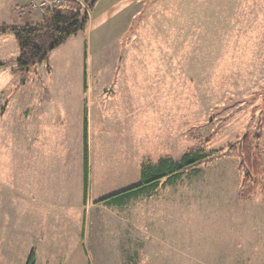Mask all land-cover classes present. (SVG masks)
<instances>
[{"label":"rangeland","instance_id":"374dc122","mask_svg":"<svg viewBox=\"0 0 264 264\" xmlns=\"http://www.w3.org/2000/svg\"><path fill=\"white\" fill-rule=\"evenodd\" d=\"M90 12L92 22L110 14L108 24L88 26L25 72L15 71L13 36L0 35V264H26L32 249L36 264L70 261L57 256L65 243L43 232L58 219L33 225L17 192L18 161L39 150L33 139L20 145L29 133L20 118L42 90L57 96L58 160L79 154V106L87 115L88 198L70 226L76 264H264V0H98ZM2 24L26 21L3 9ZM257 135L262 173L246 185L240 158L226 152ZM186 153L213 158L121 208L100 203L137 186L143 167Z\"/></svg>","mask_w":264,"mask_h":264},{"label":"crops","instance_id":"0c3cea01","mask_svg":"<svg viewBox=\"0 0 264 264\" xmlns=\"http://www.w3.org/2000/svg\"><path fill=\"white\" fill-rule=\"evenodd\" d=\"M1 1L3 2V5L0 7V10L4 9L5 13H9L10 15L13 14L17 18L26 21L25 25H32L34 23L37 24L36 19L38 15L33 14L30 11V9L26 7L24 0H1ZM88 14H89L88 15L89 20L85 27V30L87 29L88 26H91V28H95V27L101 28L107 25L110 19V14H105L100 18H98L96 21L92 22L90 16L91 12H88ZM82 92L84 93L83 88H82ZM52 94L53 93L50 91L42 90L40 92L39 98L40 99L48 98L49 101H45L44 104H42V102L39 101L40 100L39 99L37 101V105H34L33 111L31 112L32 115L28 114L29 113L28 111H25L22 113V116L20 118L21 123L28 124V130H29L27 136L21 140L20 145L29 146L31 143L30 140L33 139V141L37 142V146L39 147V150L36 149V151L32 155L28 156L29 162L27 160V157L25 158V164L24 162L21 161V159L18 161V165L20 167V169L18 170L19 171L18 175L22 177L20 179H25V182L23 183V186L25 185V188L22 187V189H20L18 187L17 192L18 194L20 193L22 195V196L20 194L18 195L19 196L18 198L21 201L25 200L26 198L25 203L30 204V206L27 205V207L24 208H27V210L32 209L34 211V213L32 212L26 213V217L28 219L30 220L32 218L34 219L32 223L33 225H34V221L36 222L35 219H42V218L43 219L55 218V220L58 219L55 226H53L54 228L56 227V230L48 229L47 231H43V232L56 234L57 238L59 237L58 241L65 243L64 246L61 245L60 247L61 251L59 252L61 253L55 255L57 256L60 255L62 257L63 256L69 257L70 258L69 264H76L74 257L76 256V258L77 257L79 258L80 254L78 251L72 248V241H74L73 240L74 237L72 238L73 231L72 229H70L71 228L70 226L72 224L73 211L75 209H78V211H80L82 209L81 207L86 206V203L83 204V190L81 187L79 193L82 196V198L79 199L78 205L75 207L72 198L75 189L72 183L70 182L72 180V176L74 172L72 173L70 172V170L72 171L73 167H77V158L80 155L79 157L80 164L77 171L79 174V183H81L82 185L83 183L82 117H83L84 108H81V106H79V112L81 114V125H80L81 131H80V148H79L80 150L77 156L73 155L72 161L74 164L71 165L72 161L69 159V155L65 154L63 159L59 158L58 160V156L56 154L57 144H58L57 139H58L59 121L58 120H57L58 122L56 121L57 114H55L54 112H57L59 110V107L56 106L57 104L55 103L57 96L55 97V95ZM60 99L63 100L62 97H60ZM61 107L64 111L67 112V106L65 107L64 105H62ZM60 120H61L60 125L62 127H65V129L61 130L60 132L63 135H65V137L70 138L71 140V135L69 133V130L67 129L68 126H64L65 119L61 118ZM68 121L69 118L66 116V122L68 123ZM31 132H34L33 133L34 138H28L31 137ZM45 151L47 152L45 153ZM16 159L17 158H14L13 160H15L16 162ZM89 172L90 171H89V156H88V183H89ZM14 184L16 183L14 182ZM134 199H131L130 201ZM129 202H127L126 204H128ZM123 206L114 205L113 207L121 208ZM80 221H81V213L79 216V222ZM32 224L30 223L29 227H31ZM68 237H70L69 242L71 243L69 245L70 246L69 248L67 246ZM30 247L31 245L28 247V251ZM35 249H36V253H38V251L40 250L38 245L35 246ZM49 250L50 252H53V250L51 249ZM31 251H33V249ZM39 254L40 251L37 257L40 256ZM50 255L55 256L53 254Z\"/></svg>","mask_w":264,"mask_h":264},{"label":"trees","instance_id":"16d2710c","mask_svg":"<svg viewBox=\"0 0 264 264\" xmlns=\"http://www.w3.org/2000/svg\"><path fill=\"white\" fill-rule=\"evenodd\" d=\"M98 0H86L88 12L96 5ZM88 13L80 6L72 4L68 7L48 9L41 22L34 26L25 25H0V35L11 34L19 48L16 59V72H25L30 67L46 61L49 53L55 48L83 32L88 23ZM83 90H86V73H83ZM260 140L259 135L254 140L244 136L238 147L230 146L226 153L236 154L240 158L239 171H244L243 184H251L262 173V163L257 155L256 144ZM255 142V143H254ZM82 155H83V204L88 196V124L86 110L82 117ZM212 156L198 154H184L179 161L161 159L155 166H145L140 171V183L120 193L104 198L100 203L110 206H123L131 199L149 194L156 190L160 182L174 183L185 172L193 171L201 165L212 160ZM35 254L32 251L26 264H35Z\"/></svg>","mask_w":264,"mask_h":264},{"label":"built area","instance_id":"2783aa9c","mask_svg":"<svg viewBox=\"0 0 264 264\" xmlns=\"http://www.w3.org/2000/svg\"><path fill=\"white\" fill-rule=\"evenodd\" d=\"M26 7L35 15H43L46 10L58 7H68L72 4L86 9V0H25Z\"/></svg>","mask_w":264,"mask_h":264}]
</instances>
